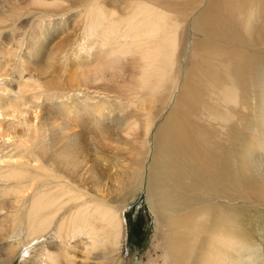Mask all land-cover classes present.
Listing matches in <instances>:
<instances>
[{"label": "bare ground", "instance_id": "obj_1", "mask_svg": "<svg viewBox=\"0 0 264 264\" xmlns=\"http://www.w3.org/2000/svg\"><path fill=\"white\" fill-rule=\"evenodd\" d=\"M105 1L109 0H71L68 5L67 0H0V30L15 28L24 17H31L32 22L24 20L20 30V34L28 27L31 30L26 60L38 64L51 47L48 58L57 64L55 57H60L73 39L79 51L96 55L100 65L114 59L115 68L111 62L106 64L114 70L131 57L126 60L127 67L142 65L139 83L135 82L139 89L149 91L155 101L167 93L161 111L146 116L143 133L137 120L128 124L126 111L100 114L98 94H52L44 87L47 101L43 106L57 104L58 111L55 107L43 112L42 106L43 114L31 123L27 121L31 108L20 110L11 105L7 109L27 131L32 159L27 165L7 166L8 171L0 172V181L16 183L0 188V252L6 257L1 264H12L19 252L25 264H139L129 261L125 211L143 189H147L146 203L155 217L158 235L147 264H241L238 257L248 252L249 244L241 239L235 209L223 202L236 205V201L246 200L264 207V64L260 54L248 53L264 46V32L257 19L263 14L262 7L255 11V0H110L112 7ZM261 4L264 0L257 3ZM76 8L84 10L69 37L53 46L54 38L49 36L59 21L55 19H64ZM220 11L234 15L228 34L248 49L241 48L236 55L223 51L218 57L226 66L219 72L222 84H209L206 95L215 107L204 105L200 114L187 112L189 119L184 117L175 126L177 143L165 148L182 153L173 162L164 154L156 174L154 168L162 153L158 132L163 125L153 129L177 93L171 112L182 104L188 61L195 51L193 40L185 57L188 36L193 33L195 37V27L204 29L201 20L209 13ZM11 36L7 35L8 44L17 37ZM20 37L12 43L14 59L24 44L21 41L22 46L18 45ZM7 55L9 50L0 41V57ZM44 73L50 75V67ZM90 76L95 84L106 79L100 71ZM243 94L247 105L242 104ZM142 99L139 103L145 102ZM140 105L143 107L138 105L137 110H146V104ZM232 105L239 108L227 120L225 115ZM34 110L37 117L38 107ZM189 121L201 122L213 137H200L197 127L189 125L192 140L185 129L180 131ZM115 133L119 136H111ZM4 139L14 140L11 134ZM122 139L131 147L123 157L118 155L124 147ZM162 166L183 168L185 172L172 180ZM107 168L118 169V175L105 173ZM173 197L184 202L173 207ZM160 238L163 243L156 244ZM79 243L84 251H78ZM158 251L162 254L157 255Z\"/></svg>", "mask_w": 264, "mask_h": 264}, {"label": "rangeland", "instance_id": "obj_2", "mask_svg": "<svg viewBox=\"0 0 264 264\" xmlns=\"http://www.w3.org/2000/svg\"><path fill=\"white\" fill-rule=\"evenodd\" d=\"M33 1L34 0H28L29 3ZM259 1L260 0H255L254 10L259 12L260 7H262L263 14L260 13L257 16V19L260 21V27L264 32V4L257 5ZM225 2L230 3V0H225ZM67 3L68 5H71V0H67ZM106 6L112 7L110 0L106 2ZM83 10L77 8L72 9L67 13L64 19H62L63 17L55 19L59 21H57L55 27L51 30V35L49 36V39L54 38L52 41L53 46L58 41L69 37L71 30L75 27L74 24H76L77 20L79 19V15ZM27 11L28 10L26 9V14ZM220 12L221 13L219 14L209 13L207 15L208 18L205 17L201 20L204 24V29L201 30L199 27H195V37L193 33L188 36L190 44L185 51V57L189 56V49L192 47L191 41L193 40L195 51L191 54V60L188 61V71L187 74H185L186 80L183 83L186 93L183 94L182 104L179 105V107L173 112H171L173 105L179 97V93H177V95L172 100L174 104L171 103L169 105L170 107H168V110L165 111L166 114H163V119L160 120L153 129L154 132L163 125V127L158 132L162 146V153L158 159L156 168H154L156 170V174L161 170V161L164 159V154L166 155V158H169V160H172L173 162L175 157H178L182 153L181 150L179 151L170 149L168 151L165 150V148L166 146H169L168 144H170L171 147L177 143V139L175 137V126L182 118L185 117V120L189 119L186 116L187 112L200 114L203 113L202 106L204 105L207 108L215 107V105L209 100V98H207L206 95L210 90L209 84L214 83L215 86L222 84V79L219 72H223L226 66L218 57L222 56L223 51H233L232 53L236 55L239 49H248L247 47H243L239 43H236V40L233 39L230 34H228L229 29H231L230 17H233L234 15H232L230 11L227 13L226 11ZM23 19L32 22L31 17L28 19L24 17ZM222 19H224V21L222 24H220L219 21ZM24 20L17 22L15 28H5L0 30V41L7 47V50H9V55L5 56L4 58L0 57V172L8 171L7 166L13 168V166L17 167L27 165V162L32 159V154L27 149V141L29 140L27 131L24 130L23 126L18 125L20 124L18 120H15L9 116L11 113L7 109L11 105H16L20 110H28L31 108L28 110L27 118V121L30 123L35 121L37 118H40V115L43 114V112H48V110L52 108L56 107L58 111L59 105L57 104H54L50 107L43 106V104L47 101V93L43 91L44 87L52 94H68L69 92H85L91 96H94L92 94H98L100 95L98 99H100V103H102L100 105V109H102V111L99 112L100 114H109L108 110H112V114L126 111L127 114H124L126 115L125 119L128 121V124L134 125L137 120L139 123L140 133L144 132L146 120H148L146 116L148 114L150 115L151 113L158 114L163 108L166 99L164 96H166L167 93H163L160 101L157 100V102L153 100L149 91L142 90V92L137 84L139 83L138 74L141 73L142 65L139 63L137 65L130 64L129 67H127L126 60L129 61L131 58L129 56L126 60H122L118 64V67L114 70L112 69L113 67L115 68L114 59L108 60L104 64L100 65L96 61L98 59L96 55L92 56L90 54V56H88L85 52L79 51V48L77 47L78 43H75L76 41L72 39L68 47L64 51L62 50L63 53L60 55V57H55L56 61L58 62L57 64H53L52 59L48 58L50 57L48 54L51 50V47L49 46L48 50H50H46L44 57H41L37 60L38 64H35L28 59L26 60V45L27 40L31 36V30L30 27H28L20 34V30L22 29L21 23H23ZM232 29H235V27L233 26ZM13 34H15L17 37L13 38ZM7 35H12V43L16 42L18 37L21 36V40L18 41V45L22 46V44H20L21 41L25 44H23V49L21 48L18 50V56H16L17 59L11 57V55L14 53L13 51L15 45L12 44L11 41H9V44L7 43ZM234 35L237 34L235 33ZM245 51L247 52V50ZM248 53L251 55L260 54V61L262 64H264V46L259 49H253V51L248 50ZM98 54L102 55V52L99 51ZM226 56H228V54ZM180 58L181 54L178 56V61ZM32 59H34V57ZM204 60L206 63H202ZM258 60L259 59H256L255 64L259 63ZM108 62H111L113 67H108L106 65ZM184 65L182 67H184ZM46 67H50V73H48L50 75H44L46 74L44 73ZM120 69L123 71L119 72ZM86 71H90V74H82ZM99 71L101 74H105L106 79L104 82L95 84L93 83L94 78L90 75L98 74ZM177 71L179 72V64L177 65ZM240 97L243 98L242 104L247 105L246 95L243 94V96L241 95ZM141 99L145 102L139 103L141 102ZM15 103H20L21 106ZM140 104H146V107L148 106V108L145 107L146 110H137L138 105L139 109L143 107ZM42 106L44 108L43 112L41 108ZM36 107H38L39 110L37 112V117H35L34 112ZM150 107L152 109H149ZM238 108L239 106L232 105L229 108L230 112L225 115L226 119H232V115ZM168 115H170L167 120L168 122H165L164 119L167 118ZM237 118L242 119L243 117L236 116V119ZM73 121H78V119ZM189 125L197 127L198 135H200V137L206 135L213 137L210 135L208 130H205V126L201 122L199 123L196 121H189L188 123L186 122V124L183 123L180 131L185 129L186 135L188 134L189 136L190 134L192 140L194 139V134L189 128ZM128 132L129 131L125 132V135ZM8 134H11V138H14L12 142H7L4 139ZM111 136L119 135L115 133ZM122 141L124 147L122 151L118 153V155L121 157L125 156L124 154L129 153L131 149V147L125 145L123 139ZM144 151L145 148L143 149V152ZM129 165H127V167H135L132 166L131 163H129ZM170 166L172 165L170 164ZM170 166H168L166 169L163 166L162 168H164L165 174H168L172 180H177L180 178L179 176H182V174L185 172L183 168H169ZM117 170L118 169L110 170V168H107L105 173L118 175ZM165 182L166 180H163V183ZM15 184V182L0 181V188H4L6 186H15ZM146 197L147 189H143L136 202L125 211V220L127 222L126 234L128 237L127 246L131 257L129 261H137L139 264H147L149 262L150 258L148 253H150L152 244L158 236L155 217L151 212L149 205L146 203ZM176 199V197L171 198V203L173 205L176 203V205L173 207H178L180 203L184 202ZM236 203V205H230L224 201L223 205L227 208L233 210L235 209L236 213L233 214V216L236 217V222L238 223L240 232H242L241 239L244 237L243 240H247L249 244L248 252L244 251V254L242 253V260L240 259V256L238 257V262H241V264H264V207H256L255 205L248 204V201L246 200H239L238 202L236 201ZM159 241L160 244L163 243V239L160 238L157 240L156 244H158ZM77 248H80V250H78L79 252L85 250L84 246L80 243ZM76 254L78 257H80V253ZM161 254L162 252L158 251L157 255ZM5 258L6 257L4 253L0 252V264ZM12 264H25L22 252H19L15 255ZM26 264L32 263L27 262Z\"/></svg>", "mask_w": 264, "mask_h": 264}]
</instances>
